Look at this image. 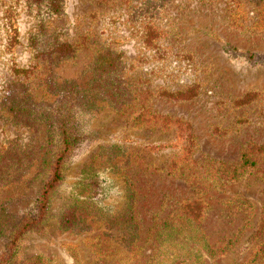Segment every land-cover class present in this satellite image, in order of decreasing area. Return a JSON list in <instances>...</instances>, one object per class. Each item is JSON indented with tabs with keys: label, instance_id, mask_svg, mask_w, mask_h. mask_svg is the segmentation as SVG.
<instances>
[{
	"label": "rangeland",
	"instance_id": "rangeland-1",
	"mask_svg": "<svg viewBox=\"0 0 264 264\" xmlns=\"http://www.w3.org/2000/svg\"><path fill=\"white\" fill-rule=\"evenodd\" d=\"M108 52L126 104L99 86ZM60 122L75 148L46 215L24 230L54 178ZM9 254L264 264V0H0V259Z\"/></svg>",
	"mask_w": 264,
	"mask_h": 264
},
{
	"label": "trees",
	"instance_id": "trees-1",
	"mask_svg": "<svg viewBox=\"0 0 264 264\" xmlns=\"http://www.w3.org/2000/svg\"><path fill=\"white\" fill-rule=\"evenodd\" d=\"M57 4L55 2L53 3V9H57ZM58 48H63L65 52L71 53L72 52V47L69 44H63L59 45ZM110 55L112 53H107L105 55H102L98 59V70H101V75L98 78V82H101L100 87L104 88V93L110 94V96L120 104H126L127 99L129 97V92L124 89L125 87L122 85V79L116 70V66L114 61L110 62L106 57L107 55ZM108 55V56H109ZM253 58V56H249ZM125 83V82H124ZM59 129H60V136L56 139L53 140V142L60 144L59 148V154L57 156L56 162H55V173H54V178L49 182L45 190L43 191L39 202L37 206V217L34 220L35 224H31L28 219L25 220L24 223V230L25 229H30L32 225H37L40 219L44 217L47 213V207L48 203L51 197V193L53 189L55 188L56 184L60 180L61 176V170H62V163L65 161L67 156L69 155V152H71L75 147V140L76 138L73 136V128L70 125V122L68 124H64L63 122L59 123ZM249 165V160L244 162V166ZM22 234H19L21 236ZM12 255L9 254L3 258L0 259V264H7L11 261Z\"/></svg>",
	"mask_w": 264,
	"mask_h": 264
}]
</instances>
